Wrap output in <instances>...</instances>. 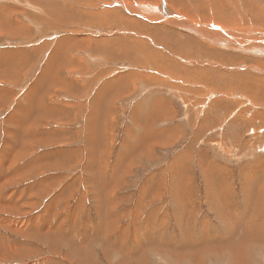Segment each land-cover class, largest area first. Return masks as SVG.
I'll use <instances>...</instances> for the list:
<instances>
[{
  "label": "rangeland",
  "instance_id": "1",
  "mask_svg": "<svg viewBox=\"0 0 264 264\" xmlns=\"http://www.w3.org/2000/svg\"><path fill=\"white\" fill-rule=\"evenodd\" d=\"M210 26L264 0H0V264H264V55Z\"/></svg>",
  "mask_w": 264,
  "mask_h": 264
},
{
  "label": "crops",
  "instance_id": "2",
  "mask_svg": "<svg viewBox=\"0 0 264 264\" xmlns=\"http://www.w3.org/2000/svg\"><path fill=\"white\" fill-rule=\"evenodd\" d=\"M30 2H33V0H30ZM7 25L6 22H4L3 25ZM40 24L42 25L43 23L40 22ZM68 42V41H67ZM71 42V41H70ZM88 42V41H87ZM81 44L83 43L82 41L80 42ZM91 42H88V45ZM95 45V43H94ZM65 50L64 47H60V51L63 52ZM35 52H33L34 55ZM68 53V52H66ZM27 54V53H26ZM28 57H26L24 65H26V63L29 61V55L27 54ZM56 64V63H54ZM54 64H50L48 63V67L46 69V71H44V76L47 77V74L49 73V67L51 68V70L53 71V73L56 72L55 70V66ZM21 65V64H19ZM24 65H22L24 67ZM19 73V72H18ZM2 76L7 75L6 71H3ZM19 77V76H17ZM114 77V78H113ZM111 78H108L106 81L101 82L100 84H98L94 90V94L92 96V99L90 101L89 104V113H92V117L95 119L97 116L101 115V122L104 124H107L110 120H109V114L112 112V109L114 111H116V104L119 102L120 99H122V97L127 94L128 89L130 88V84L129 83V76H113ZM40 82V80L38 81ZM19 86L21 83V81H15L13 82V85ZM133 84V83H132ZM4 85V84H2ZM52 85V84H51ZM54 85H59L58 82H55L53 84ZM81 85L83 86V88L81 87ZM80 87H78L75 91L77 92V94L75 96L80 95L83 91H85L88 87L87 83L81 84ZM32 88V89H31ZM29 86L28 90L32 93V95H36L37 93V89L38 87H35V84H33L32 86ZM75 89V87H74ZM6 91H8L6 89ZM121 102V100H120ZM140 102V101H139ZM139 105V103H138ZM46 107V106H45ZM48 108V107H46ZM53 107L48 108L49 111H52ZM75 111V114H78L80 112V106L76 105L75 108H73ZM101 109V110H100ZM100 111V114H99ZM98 118V117H97ZM99 120V118H98ZM97 120V122H98ZM106 133V135L104 134ZM111 135V126H108L106 128H101L100 133H95V139L98 140L95 144H103V139L105 137L109 138V136Z\"/></svg>",
  "mask_w": 264,
  "mask_h": 264
},
{
  "label": "water",
  "instance_id": "3",
  "mask_svg": "<svg viewBox=\"0 0 264 264\" xmlns=\"http://www.w3.org/2000/svg\"><path fill=\"white\" fill-rule=\"evenodd\" d=\"M209 30L212 32L216 31L215 27L209 28ZM218 32L220 33V38H219L220 41L219 40L215 41L217 44L218 42H220V45H225V44H230L233 46L241 45V47H243L244 49H247V48L253 49L259 54L264 55V48L260 47V44L264 45V34L263 33H259V32H247L246 33V32H239V31H233V30H230V31L218 30L217 33ZM211 43L213 44V42Z\"/></svg>",
  "mask_w": 264,
  "mask_h": 264
},
{
  "label": "bare ground",
  "instance_id": "4",
  "mask_svg": "<svg viewBox=\"0 0 264 264\" xmlns=\"http://www.w3.org/2000/svg\"><path fill=\"white\" fill-rule=\"evenodd\" d=\"M156 18V17H155ZM70 19H72V18H68L67 20H70ZM211 28H213L212 26H210ZM202 28V27H201ZM194 29V28H193ZM192 29V31H195V30H193ZM195 29H197V27H195ZM199 29H200V27H199ZM216 29V31L215 32H210V34L212 33L213 34V36L215 37V41H218V36H220V33H217V30L218 29H220V28H215ZM209 30V29H208ZM222 30V29H221ZM190 32V31H189ZM196 33V32H195ZM218 34V35H217ZM201 36H203V38H205V39H207L208 37H207V34H200ZM193 36V35H192ZM212 37V36H211ZM208 40V39H207ZM211 40V39H210ZM215 44H217V43H215ZM218 45V44H217ZM260 45H262V44H260ZM239 46H241V45H239ZM250 47H252V46H250Z\"/></svg>",
  "mask_w": 264,
  "mask_h": 264
}]
</instances>
